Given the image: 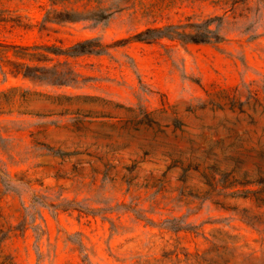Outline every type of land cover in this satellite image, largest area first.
Segmentation results:
<instances>
[{
    "label": "rangeland",
    "instance_id": "rangeland-1",
    "mask_svg": "<svg viewBox=\"0 0 264 264\" xmlns=\"http://www.w3.org/2000/svg\"><path fill=\"white\" fill-rule=\"evenodd\" d=\"M0 264H264V0H0Z\"/></svg>",
    "mask_w": 264,
    "mask_h": 264
},
{
    "label": "trees",
    "instance_id": "trees-1",
    "mask_svg": "<svg viewBox=\"0 0 264 264\" xmlns=\"http://www.w3.org/2000/svg\"><path fill=\"white\" fill-rule=\"evenodd\" d=\"M91 11V12H90ZM94 12V16L96 15L97 18L104 17L102 11L95 9V10H87L86 13ZM67 15H76L77 17H83V11L72 10L71 12H66ZM69 17V16H67ZM152 33V34H151ZM134 37L136 39H145V40H155L161 37L167 38H178L182 41L187 42H211L217 41L220 39L219 34L212 28L209 27L207 20L202 21L200 23H193L190 25H183V24H167L164 26H155V27H147L146 29L137 32ZM95 40L96 44L94 46H89L90 42ZM37 46V45H35ZM106 45L102 44L100 41L91 38L80 39L73 42L71 45L67 47H60L56 45H41L40 47L45 49L46 51L52 52L54 54H64V55H77L85 52H100L104 49ZM24 48H29L28 46Z\"/></svg>",
    "mask_w": 264,
    "mask_h": 264
}]
</instances>
